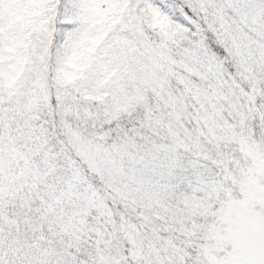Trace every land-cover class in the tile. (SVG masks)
<instances>
[{
    "label": "snow or ice",
    "instance_id": "6c2138e0",
    "mask_svg": "<svg viewBox=\"0 0 264 264\" xmlns=\"http://www.w3.org/2000/svg\"><path fill=\"white\" fill-rule=\"evenodd\" d=\"M0 264H264V0H0Z\"/></svg>",
    "mask_w": 264,
    "mask_h": 264
}]
</instances>
